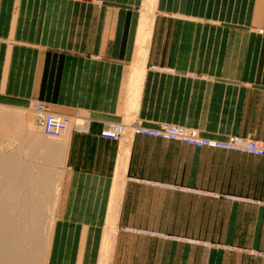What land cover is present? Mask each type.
Listing matches in <instances>:
<instances>
[{
	"label": "crops",
	"instance_id": "obj_1",
	"mask_svg": "<svg viewBox=\"0 0 264 264\" xmlns=\"http://www.w3.org/2000/svg\"><path fill=\"white\" fill-rule=\"evenodd\" d=\"M143 2L0 0V103L87 121L61 142L46 264H264V157L102 134L138 119L264 142V0H156L139 59Z\"/></svg>",
	"mask_w": 264,
	"mask_h": 264
},
{
	"label": "bare ground",
	"instance_id": "obj_2",
	"mask_svg": "<svg viewBox=\"0 0 264 264\" xmlns=\"http://www.w3.org/2000/svg\"><path fill=\"white\" fill-rule=\"evenodd\" d=\"M155 2L156 0H144L143 2L144 10L141 12L142 14L139 18L138 46L135 52V54H138L139 59H141V56L143 59L148 49L146 48L149 42L147 39L149 40L151 35L150 29L154 20ZM137 54L135 58H137ZM138 66H134L137 68H134V70L137 71L140 67ZM140 69L142 68L140 67ZM136 71L134 73H138ZM140 75L141 72L137 77H141ZM135 79L138 78L135 77ZM132 90H135V93L132 95L136 94V89L133 88ZM129 98H131L130 95ZM132 107L134 108V106ZM130 112L127 111V113ZM22 115L19 111L12 110L11 108H0V264H41L43 253H47L48 244H51L49 241L51 242L50 236H52L54 228L53 210L55 200L57 199L59 183H56L58 187L54 184L56 187L51 188L50 181L53 170L50 171V167L47 168L46 166H39L34 169L29 163L22 162L19 159V155L20 152H24L31 160L39 158L43 162L47 163L49 161L48 163L52 162L54 164L53 161L60 159L58 157L61 154L63 146L59 145L53 138H46L40 130L41 135L44 137V140H42L40 134H37L39 128L36 133V128L32 123L33 119L27 117L24 120ZM24 128H28V131L24 132ZM17 137H20L23 143L19 147L14 148L15 143L13 139ZM57 139H60V137ZM123 152L121 158L126 156L125 159L127 160L126 152L124 150ZM119 156L118 158H120ZM123 165H125V162ZM120 169L116 171H121L122 173L124 170H122L123 168ZM117 174L120 175V173ZM51 195L53 197L55 195L54 201L52 199V205L48 206L49 204L47 205V203L51 199ZM108 224H110L109 221ZM106 226L109 228L110 225L106 223ZM107 239L103 240L108 242L109 239ZM106 243L103 244L106 245ZM107 246H109L108 243L106 248Z\"/></svg>",
	"mask_w": 264,
	"mask_h": 264
},
{
	"label": "built area",
	"instance_id": "obj_3",
	"mask_svg": "<svg viewBox=\"0 0 264 264\" xmlns=\"http://www.w3.org/2000/svg\"><path fill=\"white\" fill-rule=\"evenodd\" d=\"M33 109L41 131L46 137L57 139L69 130L83 132L86 129V118L79 111L73 115H62L49 110L42 103H34ZM102 134L117 141L126 135H143L174 140L198 148L221 149L264 157V142L262 141L239 136L227 139L201 136L191 128L169 122H162L155 127L144 126L138 119L121 123H106Z\"/></svg>",
	"mask_w": 264,
	"mask_h": 264
},
{
	"label": "rangeland",
	"instance_id": "obj_4",
	"mask_svg": "<svg viewBox=\"0 0 264 264\" xmlns=\"http://www.w3.org/2000/svg\"><path fill=\"white\" fill-rule=\"evenodd\" d=\"M142 10H144V7H143V5H142ZM0 108H11L12 110H15V111H19L21 114H23L22 116L24 117V120H26V118L27 117H31L32 119H33V121H32V123H33V125L35 126V128H36V133H37V131H38V128H39V132L37 133V134H40V136H41V138H42V140H44L43 138V136L41 135V129H40V126H39V123L37 122V115H36V113L33 111V109H32V106H29V107H19V106H13V105H8V104H1L0 103ZM32 113V114H31ZM24 132H27L28 131V128H24ZM63 137H64V135L62 136V137H60V139H55V141L56 142H58L59 143V145H61V142H63L62 140H63ZM19 138V139H18ZM47 138V137H46ZM15 140H17V141H15ZM22 139H20V137H17V138H15V139H13V142L15 143L14 144V148H16V147H19L23 142L21 141ZM60 153H62V152H60ZM60 158V159H59ZM19 159L22 161V162H24V163H29L34 169H36L37 167H39V166H46L47 168H49V170L50 171H52L53 170V172H52V179H51V181H50V184H51V188L52 187H58V185H60V177H59V173H60V171H58V170H60V165H61V161H62V159H61V154L59 155V157H58V161L56 160V161H53L54 162V164L52 163V162H50V163H46V162H43L42 160H40L39 158H33L32 160L31 159H29L28 157H27V155L24 153V152H20V155H19ZM24 159H26V160H24ZM41 162V163H40ZM35 165H36V167H35ZM55 165V166H54ZM52 168V169H51ZM54 173V174H53ZM58 174V175H57ZM59 177V178H58ZM59 179V180H58ZM58 180V181H57ZM58 185H57V184ZM54 184L56 185V186H54ZM58 195H59V188H58V191H57V199L55 200L56 202H55V206H54V210H53V217H54V221H55V219H56V216H57V202H58ZM54 197H55V195H54ZM54 197H53V195H51V199L49 200V202L47 203V205L48 206H51L52 205V203H53V201H54ZM52 199H53V201H52ZM47 206V207H48ZM51 238H52V236H50ZM49 243H50V241H49ZM49 245V244H48ZM49 247V246H48ZM49 251H50V248H49ZM49 251H48V249L46 250V252L47 253H43L44 255L42 256V258H41V261H42V263L41 264H46L47 262H48V259H49ZM44 262V263H43ZM46 262V263H45Z\"/></svg>",
	"mask_w": 264,
	"mask_h": 264
}]
</instances>
